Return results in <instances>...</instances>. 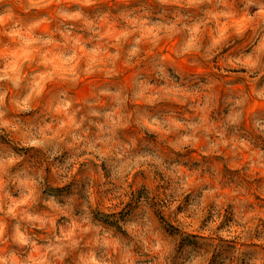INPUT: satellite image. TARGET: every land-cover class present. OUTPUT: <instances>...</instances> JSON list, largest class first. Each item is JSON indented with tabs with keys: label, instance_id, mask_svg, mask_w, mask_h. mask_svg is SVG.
<instances>
[{
	"label": "clouds",
	"instance_id": "obj_1",
	"mask_svg": "<svg viewBox=\"0 0 264 264\" xmlns=\"http://www.w3.org/2000/svg\"><path fill=\"white\" fill-rule=\"evenodd\" d=\"M0 264H264V0H0Z\"/></svg>",
	"mask_w": 264,
	"mask_h": 264
},
{
	"label": "rangeland",
	"instance_id": "obj_2",
	"mask_svg": "<svg viewBox=\"0 0 264 264\" xmlns=\"http://www.w3.org/2000/svg\"><path fill=\"white\" fill-rule=\"evenodd\" d=\"M161 51H166V49H161Z\"/></svg>",
	"mask_w": 264,
	"mask_h": 264
}]
</instances>
